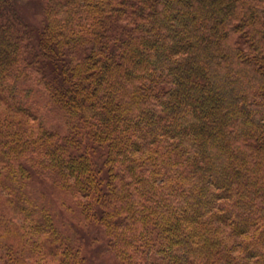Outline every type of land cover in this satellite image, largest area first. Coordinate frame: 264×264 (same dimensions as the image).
Returning a JSON list of instances; mask_svg holds the SVG:
<instances>
[{
    "label": "trees",
    "instance_id": "1",
    "mask_svg": "<svg viewBox=\"0 0 264 264\" xmlns=\"http://www.w3.org/2000/svg\"><path fill=\"white\" fill-rule=\"evenodd\" d=\"M43 16L0 0V236L19 220L35 264L85 263L43 187L117 264H264V0Z\"/></svg>",
    "mask_w": 264,
    "mask_h": 264
},
{
    "label": "rangeland",
    "instance_id": "2",
    "mask_svg": "<svg viewBox=\"0 0 264 264\" xmlns=\"http://www.w3.org/2000/svg\"><path fill=\"white\" fill-rule=\"evenodd\" d=\"M45 0H15V6L22 19L34 31H39L44 22L43 6ZM46 108L43 111V122L49 127H57L65 130V118L63 113L52 112ZM44 194H50L53 198L52 204L54 210L71 223L70 230L73 233L76 244L83 247L85 257L84 264H117L110 255L105 246L106 237L103 231L95 224L81 221L77 223L73 216L65 214V210L59 207L57 195L50 192L49 189L41 187ZM72 219V220H71ZM16 230L8 226L0 236V264H35L32 253L29 252L25 235L22 230L23 224L19 220L12 222Z\"/></svg>",
    "mask_w": 264,
    "mask_h": 264
}]
</instances>
